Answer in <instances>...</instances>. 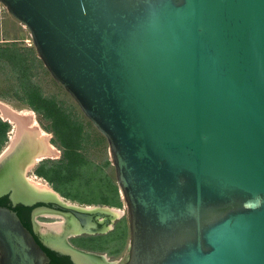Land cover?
Wrapping results in <instances>:
<instances>
[{
	"label": "water",
	"instance_id": "obj_1",
	"mask_svg": "<svg viewBox=\"0 0 264 264\" xmlns=\"http://www.w3.org/2000/svg\"><path fill=\"white\" fill-rule=\"evenodd\" d=\"M0 3L109 144L126 264H264V0ZM19 150L0 172L12 157L21 172ZM11 182L0 196L17 198ZM67 246L56 250L81 263ZM49 262L0 206V264Z\"/></svg>",
	"mask_w": 264,
	"mask_h": 264
},
{
	"label": "rangeland",
	"instance_id": "obj_2",
	"mask_svg": "<svg viewBox=\"0 0 264 264\" xmlns=\"http://www.w3.org/2000/svg\"><path fill=\"white\" fill-rule=\"evenodd\" d=\"M22 26L21 29L16 30L14 28H8V32L10 30V34L5 31L6 35H11L12 39H4L0 43V101L4 103L8 110L14 113L20 114L22 111L32 113V109L25 102V98L23 99L24 93L21 91V85L17 73V65L14 64L16 58L18 60V56L20 55V57H22L23 64L28 66L29 68V75L31 77L30 80L36 87H38V89H40L43 95L50 98H55L57 105L62 110H65L66 113L70 115L71 119H75L76 121L79 120V124L82 123V126L84 128L83 135L86 139L83 144L85 145V148L82 149V153L85 156L86 160H89V162L96 164L101 170L98 171L95 168H89L85 171L82 170L81 173L88 180V186L90 188H93L94 191H99L103 188V190L107 192L111 185V181L109 179L106 180L105 176L107 175L111 180L116 181V174L111 160L109 144L106 138L84 115L83 111L80 109L72 96L52 77L50 72L45 67L44 63L38 57L30 31L24 25ZM5 37L7 38V36ZM9 47L12 50H18L19 53L9 51L8 53L12 56H4V50L8 49ZM10 57H12V59L15 57L14 63H12ZM18 91H20V93H18ZM18 94H21V96H19ZM33 112L34 118L38 121L40 127L48 133L49 143L52 144L59 152H57V150L55 149V153H58V157L56 158L47 157L45 159H42L41 161H37L38 163L34 162L32 167L27 172H24V176L27 183H29L28 178H35L38 180L40 179L46 181L51 186V184L46 179L36 175L35 171L44 160H50L54 163L58 161L62 157L63 152L62 149L53 141L58 140V137L54 134V132L50 131L51 122L49 120L47 121L43 116L37 114L35 111ZM13 129L14 127L11 126V130L8 133V141L0 151V155L10 145V136L14 135L12 133ZM43 149L44 145L43 143H41L37 150L39 152ZM8 167L12 168L11 165H8L6 169ZM13 171L16 174V171L14 169ZM4 173L5 171L2 173L0 172V177ZM124 204L126 203L124 202ZM117 223L118 221L113 226L115 227ZM116 243V241L112 242L110 244V248L104 252L108 253L113 261L119 260L121 257L125 256L127 249L130 246V232H128L126 240L122 245H117L118 243Z\"/></svg>",
	"mask_w": 264,
	"mask_h": 264
},
{
	"label": "flooded vegetation",
	"instance_id": "obj_3",
	"mask_svg": "<svg viewBox=\"0 0 264 264\" xmlns=\"http://www.w3.org/2000/svg\"><path fill=\"white\" fill-rule=\"evenodd\" d=\"M62 157L60 159H62ZM5 162L6 163L4 165H6L8 162V164L15 165L13 157L12 159H9ZM6 167L7 165L5 166V168ZM14 167L16 170V174H21V177H19V179L21 180L22 185L24 184V186H22L23 189H21L23 192H20L18 190V183L15 180L16 176H13V180L15 181H13L12 184L15 183L14 186L16 188L17 198L13 199L14 197L12 196V191H9V193L0 196V199L3 200L0 202V205L14 209L22 219L23 223L28 225V229L33 233L37 242L49 256L50 262L48 264H56L53 263V261H55V258L62 261L64 260L67 264H76L70 256L63 255L56 250L59 249L62 245H68V248L69 246H71L72 248L80 251L81 254L79 257L81 259V263L79 264H126L129 258L130 246L127 249L125 256L116 261H113L108 253H104L110 248V244L114 241L118 243H116L117 245H122L126 240L128 232H130L131 244L129 214L127 215L128 206L127 204H124L125 200L120 193L117 178L116 181H113V183L118 186V196L114 197L112 194V196H110V203L108 204H88L73 200L70 197L66 196V194H64L60 190L56 189L54 184L50 183L46 179L51 184L53 190H55L57 194L61 196L60 198L63 200L61 202L57 200V198L47 197V194L41 193L37 188L34 189L33 187H31L30 184L26 182V178L23 176V174L21 172H18V170L16 169L17 166ZM36 171L35 174L38 175ZM4 182H11V176L10 178H5ZM26 188H28V190ZM21 195H24L26 199H29L26 200L25 198H22L23 196L20 197ZM106 209L122 210L123 215L121 217L112 219L113 216ZM80 211H84V213L93 216V221L97 223V228H91L90 232H80L74 234L63 233L58 236L52 233H44L42 231V224H54L57 222H65L68 231L71 230L73 228L72 226H74V223L80 225V220L76 215V212ZM117 221L118 223L114 227L113 225ZM81 228L84 230V226H81ZM93 258L101 261V263L97 261L95 262Z\"/></svg>",
	"mask_w": 264,
	"mask_h": 264
},
{
	"label": "trees",
	"instance_id": "obj_4",
	"mask_svg": "<svg viewBox=\"0 0 264 264\" xmlns=\"http://www.w3.org/2000/svg\"><path fill=\"white\" fill-rule=\"evenodd\" d=\"M9 51L19 53L18 50H12L10 47L4 50V56H12ZM19 55V54H17ZM15 57L10 60L14 63ZM20 62V63H18ZM15 65H17V73L21 85L23 99L27 105L37 114L43 116L47 121L51 122V132L57 135L58 140H53L63 151L62 159L55 163L50 160H45L38 167L36 173L53 183L56 189L60 190L66 196L81 203H110V196H118V186L113 183L109 176H105L106 180L111 181L109 190L105 192L102 189L94 191L88 186V180L83 176L81 171L86 169L100 170L96 164L86 160L82 153L85 148V136L83 135L82 123L79 120L71 119L70 115L62 110L56 103L55 98L44 96L43 93L30 80L28 66L22 62V57L16 58ZM20 93V91H18ZM21 96V94H18ZM11 124L4 121L0 117V151L8 141V133L11 130ZM59 141V142H58ZM102 180V179H100ZM101 187V186H98ZM3 201L0 199V202ZM1 206V205H0ZM28 228V225L25 224ZM53 263L67 264L64 260L55 258ZM59 262V263H58Z\"/></svg>",
	"mask_w": 264,
	"mask_h": 264
},
{
	"label": "bare ground",
	"instance_id": "obj_5",
	"mask_svg": "<svg viewBox=\"0 0 264 264\" xmlns=\"http://www.w3.org/2000/svg\"><path fill=\"white\" fill-rule=\"evenodd\" d=\"M0 115L4 121L10 122L12 124V126L14 127L13 132H12L14 135L10 136L11 143L7 147V149L4 150V152L0 155V164L18 146L20 147L19 151H21V156H20V160H19V162H20L19 169L21 170V173L23 174V176H24V172H27L32 167L34 162L41 161L42 159H45L47 157H52V158L58 157V153H55L56 148L52 144L49 143L48 133L45 130H43V128L40 127V125L38 124V121L34 118L33 110H32V113L22 111L20 114L19 113L17 114V113H14V112L8 110V108L4 105V103L0 101ZM14 116H18L19 119L14 117ZM27 131L29 132V134H27ZM24 134H25V136L23 138ZM41 143H43L44 149L38 152L37 148L39 147V145ZM57 152H59V151L57 150ZM8 163H7V166L11 165L12 168L10 170V167H8L7 169L5 168L4 170L1 171V173L4 171H5V173L0 177V187L2 185H8L10 183V182L5 183L4 182L5 178H10V176L11 177L16 176L15 180L18 183V185H17L18 190L20 192H23L21 189H23L22 186H24V184L22 185V182L19 179L18 174H15L13 171V169L15 170V167H14L15 165L8 164ZM28 179H29L28 182H29L30 186L33 187L34 189L37 188L39 190V192L47 194V197L57 198V200H59L61 202L63 201L60 198L61 196L58 194L60 196L59 197L57 195V192L55 190H53V188L46 181H43L40 179L38 180L35 178H28ZM26 189L28 190V188H26ZM20 197L25 198L24 195H21ZM25 199H23V200H25ZM28 199L29 198H27L26 200H28ZM106 210L111 213V215L113 216L112 219L121 217L123 215L122 210H118V209H113V210L112 209L111 210L106 209ZM72 227H71L72 229L68 231V228H66L65 222H57L54 224H51V223L50 224H42V231L44 233L55 234L56 236L61 235L63 233L74 234V233H80L83 231V229L78 224L74 223V226H72ZM55 239H57V238H55ZM61 242H63V241H61ZM79 259H80V257H79ZM93 260L95 262L97 261V262L101 263V261L96 260L94 258H93Z\"/></svg>",
	"mask_w": 264,
	"mask_h": 264
},
{
	"label": "crops",
	"instance_id": "obj_6",
	"mask_svg": "<svg viewBox=\"0 0 264 264\" xmlns=\"http://www.w3.org/2000/svg\"><path fill=\"white\" fill-rule=\"evenodd\" d=\"M21 26L22 24L9 14L8 10L0 3V43L4 39H12L11 35H6V32L10 34V30L8 32V28H14L16 30L21 29ZM5 36H7L8 39Z\"/></svg>",
	"mask_w": 264,
	"mask_h": 264
}]
</instances>
